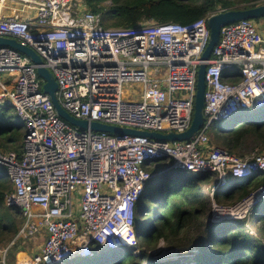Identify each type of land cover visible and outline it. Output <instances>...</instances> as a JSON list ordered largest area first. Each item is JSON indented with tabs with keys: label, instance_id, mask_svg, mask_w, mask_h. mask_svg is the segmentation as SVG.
I'll return each mask as SVG.
<instances>
[{
	"label": "built area",
	"instance_id": "obj_1",
	"mask_svg": "<svg viewBox=\"0 0 264 264\" xmlns=\"http://www.w3.org/2000/svg\"><path fill=\"white\" fill-rule=\"evenodd\" d=\"M212 15L190 24L106 28L84 0H0V38L41 58L56 82L59 105L75 119L179 134L192 121ZM226 73L239 80L224 82ZM204 82V124L187 141L82 130L59 117L30 58L1 46L0 100L16 111L25 134L20 156L0 148V168L12 188L5 204L22 217L15 238L0 250V264L15 243L31 241L42 230L43 245L21 264H66L99 251L136 248V205L148 181L172 173L164 171L212 173L213 189L264 178V150L236 157L208 138L216 122L264 108V39L254 20L221 28ZM127 85L136 86L135 92H126ZM160 161L167 163L163 170L145 169ZM263 199L264 183L241 201L244 207L222 205L211 193L212 213L243 219Z\"/></svg>",
	"mask_w": 264,
	"mask_h": 264
},
{
	"label": "trees",
	"instance_id": "obj_2",
	"mask_svg": "<svg viewBox=\"0 0 264 264\" xmlns=\"http://www.w3.org/2000/svg\"><path fill=\"white\" fill-rule=\"evenodd\" d=\"M84 4L91 12L101 15L104 27L129 29L144 22L190 24L210 14L251 9L264 4V0H84ZM222 80L235 83L239 78L231 79L226 73ZM1 114L0 148L14 151L20 156L25 133L21 126L14 128L4 125L2 118L5 111ZM225 121L223 127H217V123L212 125L209 130L213 141L211 144L226 149L236 157L244 156L249 142L259 146L260 150L264 149V108L254 111L244 109ZM8 131L7 137L2 139L3 133ZM166 164L165 161H160L157 166L150 163L145 169L155 174ZM195 175L186 177L168 173L148 181L144 196L134 211V231L138 244L144 248L139 254L112 251L109 256L104 253L83 264H264V223L260 224L264 221V199L250 210L249 217L218 224L208 222L205 237L201 235L191 244L182 237L183 232L191 228L190 225L203 213L211 193L218 203L233 205L245 200L263 185L264 178L229 182L226 184L228 188L225 185L213 189L214 184L207 196L202 184L214 179L215 175ZM11 191L6 174L0 168V244L10 242L22 223L19 209L5 204L6 196ZM160 238L182 250L184 258H192L187 263H157L148 249L151 244L156 245ZM92 249L95 251L96 247ZM66 264L82 263L73 260Z\"/></svg>",
	"mask_w": 264,
	"mask_h": 264
},
{
	"label": "water",
	"instance_id": "obj_3",
	"mask_svg": "<svg viewBox=\"0 0 264 264\" xmlns=\"http://www.w3.org/2000/svg\"><path fill=\"white\" fill-rule=\"evenodd\" d=\"M264 17V4L257 7L247 9V10H231L226 12H220L218 14L212 15L207 20V27L209 29V41L203 51L200 58V65L197 72V81H196V93L194 98V112L191 124L189 128L179 134H161L154 132L138 131L135 129H126L119 128L110 125L100 124L98 122L88 123L85 120H78L70 116L65 110L59 105L55 91L57 89L56 82L53 76L49 73L46 67L43 66L41 58L30 48L21 45L12 39L0 38V47L7 46L14 50H17L21 54L30 58V60L37 66V74L40 78L44 80L43 91L46 93L57 114L61 119L71 124L72 126L78 127L79 129L86 130L90 129L95 132L108 133V134H117V135H132L140 137H148L159 141H169V142H182L187 141L192 136L201 130L204 119H203V107H204V94H205V70L206 62L210 59L211 53L214 46L217 44L220 36V30L222 27L236 23L240 20H256ZM261 37L264 39L263 33L260 32ZM144 196V195H143ZM142 196V197H143Z\"/></svg>",
	"mask_w": 264,
	"mask_h": 264
},
{
	"label": "rangeland",
	"instance_id": "obj_4",
	"mask_svg": "<svg viewBox=\"0 0 264 264\" xmlns=\"http://www.w3.org/2000/svg\"><path fill=\"white\" fill-rule=\"evenodd\" d=\"M254 21H255L257 27L260 29L259 19H256ZM237 72H238V67L235 70V74ZM136 88L137 87L134 86V85H127V86L124 87L125 91L126 92H130V93L135 92V89ZM6 106H7V101L6 100H0V112L3 113L5 111V116L2 118L3 119V124L4 125H11L14 128L21 126L23 133H25V128L23 126V123H22L21 119L18 117L16 111L11 106H8L7 108H5ZM2 116H3V114L0 115V118ZM216 123H217V125H216L217 127H223V126L226 125V121H224V120L223 121L216 122ZM14 128H13V130L15 131ZM9 132L10 131H8L7 133L6 132L3 133L2 139H5L7 137V135H8ZM208 138H209V144L210 145H214L213 143L211 144V142H213V141H212L211 134H209V131H208ZM217 147H220V146H217ZM247 147L248 148H247L246 152H244V156L249 155L252 152H259L261 150L262 151L264 150V149H261L260 150L259 146L253 144L252 142H249L248 145H247ZM155 166H157V164H155ZM159 170H163V169H159ZM168 172H172L175 176H180V175H185L186 177H190V176H193L194 177V176H197V175H195L193 173L183 172L181 170L164 171V173H168ZM156 178H158V177H155V179ZM232 181H235V180H232ZM216 183H217V180H216V177H214V179H212L211 181L205 182V183L202 184V187L205 190V193H206L207 196H208V193H210L209 192V189L214 184H216ZM228 184L229 183H227V185ZM223 187H225V186H223ZM226 188H228V186ZM254 200L256 202L259 199L257 197H254ZM228 203H230V202H228ZM239 203H242L241 205H243V202H237V203H235L233 205H237ZM251 203H252V201H250V204ZM254 203L250 206L249 209H251L254 206ZM211 207H212V201H211V196H210V200L207 199V203H205L203 213L199 216L198 220L196 222H193L190 225L191 228H188V229H186L183 232L182 237H184L183 239H184L185 242H188V243L191 244V243H193L196 240L197 237H199L201 235H202V237H205V235L207 233L206 232V224L208 222H210L211 224H218V223H222V222H225V221L230 220V219H226V218H222V217L215 216L212 213V208ZM243 207H244V205H243ZM249 209H248V212L246 214L247 217L251 216ZM263 223H264V221L261 222L260 224H263ZM252 235H254L253 232H252ZM202 237H200V238L203 239ZM7 243H9V242H7ZM7 243L0 244V247L6 245ZM30 243H31L30 240H28L26 242L19 241L17 245L13 246V248L14 247H16V248L15 249H12V252L11 253H13V252H15L17 250H21L22 248H27L30 245ZM140 250H144V248H142L140 246V244H138V247H136L134 249L133 248L117 247L113 251H117V252H119V251H126V252L128 251V252H130L131 251L132 253H134V254L137 255V254H139L138 252ZM148 251H149V254L152 256V258L157 263H172V262H176V261H180V262L187 263V260H189V259L192 258V256H187V257L184 258V256H183V253L184 252H182V250H179L177 247H174L172 245V243H167L164 239H161V238L157 240L156 245H152L151 244L150 245V248L148 249ZM104 252H105V254L107 253V256H109L112 251L111 250H105ZM93 260H94L93 258H85V259H78V260H76V262H79V263H82L83 264V263H87V262L93 261ZM106 261L108 263V259L107 258H106Z\"/></svg>",
	"mask_w": 264,
	"mask_h": 264
},
{
	"label": "crops",
	"instance_id": "obj_5",
	"mask_svg": "<svg viewBox=\"0 0 264 264\" xmlns=\"http://www.w3.org/2000/svg\"><path fill=\"white\" fill-rule=\"evenodd\" d=\"M260 19H259V26H260L259 31L261 33H263V35H264V17L260 18ZM45 238H46V233H45V231L42 230L40 232V234H38V236L35 239L31 240V243H30V245L27 248H22L21 250H17V251H15L13 253H11L12 249H13V248H11V250L6 254L5 264H21V263L28 262L29 259H30V256L32 254H34L35 252H37L40 249V247L43 245ZM6 245L0 247V250L3 249ZM104 253L105 252L99 251L96 256L104 254Z\"/></svg>",
	"mask_w": 264,
	"mask_h": 264
}]
</instances>
